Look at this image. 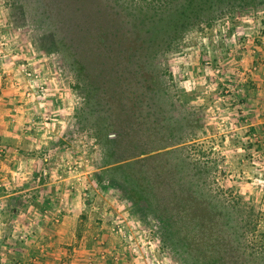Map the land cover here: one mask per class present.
<instances>
[{
	"label": "rangeland",
	"instance_id": "rangeland-1",
	"mask_svg": "<svg viewBox=\"0 0 264 264\" xmlns=\"http://www.w3.org/2000/svg\"><path fill=\"white\" fill-rule=\"evenodd\" d=\"M239 2L0 0L29 147L145 264H264V146L243 104L264 2Z\"/></svg>",
	"mask_w": 264,
	"mask_h": 264
},
{
	"label": "crops",
	"instance_id": "crops-1",
	"mask_svg": "<svg viewBox=\"0 0 264 264\" xmlns=\"http://www.w3.org/2000/svg\"><path fill=\"white\" fill-rule=\"evenodd\" d=\"M4 38L0 34V264L147 263L137 255L143 251L126 244L116 215L84 216L82 190L70 172L47 168V154L29 147L39 137H31L35 115L24 57L17 49L11 55ZM246 46L243 62L253 86L243 104L264 146V33Z\"/></svg>",
	"mask_w": 264,
	"mask_h": 264
},
{
	"label": "trees",
	"instance_id": "trees-1",
	"mask_svg": "<svg viewBox=\"0 0 264 264\" xmlns=\"http://www.w3.org/2000/svg\"><path fill=\"white\" fill-rule=\"evenodd\" d=\"M207 1V0H206ZM220 1H222V0H220ZM239 1H241V2H239ZM229 2H231L230 3V5H236L237 3L236 2H239V3H241V4H245V5H249V6H251V5H253L254 3L255 4H257V3H263L264 2V0H229Z\"/></svg>",
	"mask_w": 264,
	"mask_h": 264
},
{
	"label": "built area",
	"instance_id": "built-area-1",
	"mask_svg": "<svg viewBox=\"0 0 264 264\" xmlns=\"http://www.w3.org/2000/svg\"><path fill=\"white\" fill-rule=\"evenodd\" d=\"M29 74L31 75V72Z\"/></svg>",
	"mask_w": 264,
	"mask_h": 264
}]
</instances>
